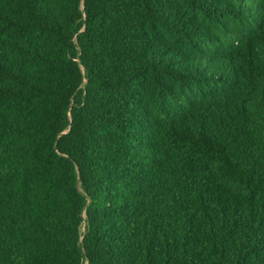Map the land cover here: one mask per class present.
I'll list each match as a JSON object with an SVG mask.
<instances>
[{
	"label": "trees",
	"instance_id": "1",
	"mask_svg": "<svg viewBox=\"0 0 264 264\" xmlns=\"http://www.w3.org/2000/svg\"><path fill=\"white\" fill-rule=\"evenodd\" d=\"M0 264H264V0H0Z\"/></svg>",
	"mask_w": 264,
	"mask_h": 264
}]
</instances>
